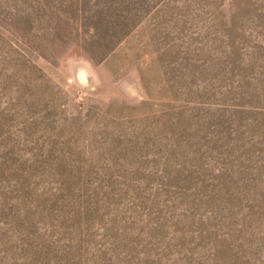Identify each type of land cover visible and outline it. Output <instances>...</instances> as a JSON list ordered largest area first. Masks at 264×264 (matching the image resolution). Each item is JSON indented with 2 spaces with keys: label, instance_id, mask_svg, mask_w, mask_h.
<instances>
[{
  "label": "rangeland",
  "instance_id": "obj_1",
  "mask_svg": "<svg viewBox=\"0 0 264 264\" xmlns=\"http://www.w3.org/2000/svg\"><path fill=\"white\" fill-rule=\"evenodd\" d=\"M0 264H264V0H0Z\"/></svg>",
  "mask_w": 264,
  "mask_h": 264
}]
</instances>
